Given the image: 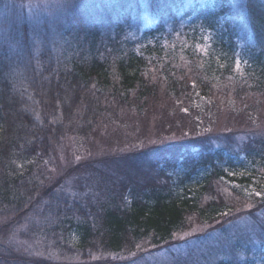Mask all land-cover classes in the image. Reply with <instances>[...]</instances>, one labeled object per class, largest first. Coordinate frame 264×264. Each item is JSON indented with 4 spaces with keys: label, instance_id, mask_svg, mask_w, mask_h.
I'll list each match as a JSON object with an SVG mask.
<instances>
[{
    "label": "trees",
    "instance_id": "1",
    "mask_svg": "<svg viewBox=\"0 0 264 264\" xmlns=\"http://www.w3.org/2000/svg\"><path fill=\"white\" fill-rule=\"evenodd\" d=\"M233 1L67 0L53 18L31 25L1 18L0 9V264L135 263L136 248L170 244L190 215L205 223L226 218L210 242L203 243L209 228L198 234L214 257L167 264H264L263 237L256 250L237 225L230 232L224 222L237 213L218 195L225 184L246 198L228 179L264 181V0L243 11L238 2L239 12ZM151 67L176 116L195 115L199 125L224 104L237 113L232 99L244 96L253 122L219 145L180 138L145 146L136 153L140 170L128 161L113 168L105 154L98 165L68 148L112 116L114 103L150 111L158 94ZM222 85L232 99L223 98ZM69 151L79 159L67 164ZM144 172L154 179L134 178ZM249 200L252 209L240 214L254 219L264 212V191ZM13 227L40 254L8 246Z\"/></svg>",
    "mask_w": 264,
    "mask_h": 264
},
{
    "label": "rangeland",
    "instance_id": "2",
    "mask_svg": "<svg viewBox=\"0 0 264 264\" xmlns=\"http://www.w3.org/2000/svg\"><path fill=\"white\" fill-rule=\"evenodd\" d=\"M3 5L0 7L2 16L5 20L10 21V18L20 19L21 22H26L31 25V23H39L42 18H53L57 6L59 8L62 5L66 4L67 0H2ZM250 0H234L237 5L234 6L232 3L233 11L239 12L238 5L240 4V10H244L245 5H249ZM239 2V4H238ZM237 10H236V8ZM55 8V9H54ZM241 17L243 15L240 14ZM20 23V22H19ZM142 31V27L139 30L133 29L130 31L131 35L139 34ZM152 73L150 74L149 80L154 82L158 94L155 97L151 98L150 103H154L150 111L143 110V113L140 114L131 106H124L118 103H114L111 107L110 113L112 116L108 118L105 117L103 120H99L94 124L93 134L86 135L83 137L82 143L80 146H76L75 143H69L68 148H74L73 151L78 150L80 152V158H95V162L100 165L104 163L101 160L103 154L107 155L108 164L116 169H119L124 161L129 162V169L133 167V170L143 169L144 165L137 160L136 153L139 152V149L144 148L153 143L166 142L170 140L184 139L187 142H214L213 145L223 144L224 138L228 137L230 140L236 141L239 134H232V131L244 130L246 128L244 122H253V120H248V112L244 110L245 105L251 103L244 99V96L235 97L232 99L231 88L225 89L220 88L219 91L224 92L223 97L225 100L231 98L234 102L235 108L238 110L237 113L231 111L228 105L220 99L221 96H216L220 105H225L220 107L219 113L217 114L215 120L208 119L206 122L201 121L198 125L196 116L192 115L189 118H182V115L176 116L175 111L171 107V96L164 92L165 86L163 82L159 81L156 76V68H152ZM189 73V70L186 71ZM218 89V87H216ZM166 91V89H165ZM167 92V91H166ZM159 99L158 104L156 101ZM250 99V98H248ZM263 103L261 105V111L264 109V99L261 100ZM254 103V102H253ZM173 104V103H172ZM114 114V115H113ZM173 115V116H171ZM203 115L202 117H204ZM178 122V125H175ZM209 126V127H208ZM240 132V131H239ZM213 137V138H211ZM217 141V142H216ZM219 141V142H218ZM78 147V148H77ZM138 150V151H137ZM70 152V151H69ZM72 152V150H71ZM66 152L68 157H65L68 160L67 164L74 162L79 159V157L72 156V153ZM118 152H123L120 157H116ZM125 152V153H124ZM119 155V154H118ZM114 158H119L118 161ZM62 164V159L60 160ZM109 169L113 171L114 169ZM107 170V171H109ZM233 174V173H231ZM230 174V175H231ZM147 172L140 174V176L134 175L135 179L141 181L144 177V181L151 180ZM90 181V178H89ZM230 186L241 188L242 192L245 194L246 198L243 200L240 199L239 195L234 194L227 185L222 184L220 189L216 186L217 190L222 194V197L227 199L228 202L233 204L230 209L231 212L237 213L234 217H231V220L224 222L232 224L231 230L236 229V225L239 228V231H242L248 236L246 240L253 246L254 249H261L259 241L260 237H263L264 240V212L262 210L255 213V218L252 219L248 214H240L243 209H252V202L249 200L251 195L260 196L264 191V181H259L254 178L249 182H238L237 180H226L225 181ZM215 191L213 190L214 195ZM211 196H204L203 202L210 200ZM218 202H222L223 199L220 196H215ZM230 212V213H231ZM222 218V217H221ZM216 220L212 223H205L204 221L194 218L192 215L188 216V222L186 228L181 231L179 234L175 235L173 242H170L168 245H162L157 249L150 251L152 246L145 244L143 247L136 248L134 250L135 263L131 264H167L169 261L174 260L178 262L190 263V261L198 262L199 260L205 262L203 256H212L214 254L212 250H206L202 248V244H199L200 241H203L204 238L200 237L201 232H205L209 228L208 240L205 242H210L213 237H215L217 229L213 226L221 221L226 220V218ZM229 218V217H228ZM20 226L22 224H19ZM23 231H26V228L23 226ZM22 231V232H23ZM13 231L5 235L7 238L5 241L8 246L14 250H19L27 254L31 252L39 253L41 250L37 247L35 241L22 238ZM8 233V232H7ZM192 234H196L193 236ZM0 236H3L2 234ZM0 239H2L0 237ZM3 240V239H2ZM261 242V241H260ZM246 244V243H245ZM247 245V244H246ZM165 246V247H164ZM261 253V250L259 254ZM258 254V253H257ZM179 255V256H178ZM257 256V255H256ZM135 257H139L136 259ZM263 257V255H262ZM128 263V264H130Z\"/></svg>",
    "mask_w": 264,
    "mask_h": 264
}]
</instances>
